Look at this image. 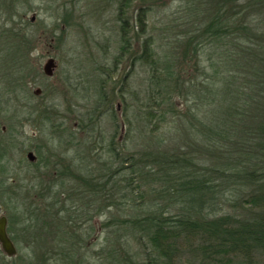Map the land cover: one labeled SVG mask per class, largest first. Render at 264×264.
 <instances>
[{
    "label": "rangeland",
    "instance_id": "374dc122",
    "mask_svg": "<svg viewBox=\"0 0 264 264\" xmlns=\"http://www.w3.org/2000/svg\"><path fill=\"white\" fill-rule=\"evenodd\" d=\"M187 1L0 0V216L16 247L12 256L0 247V264H109L121 245L133 252L132 229L123 225L133 199L163 198L154 190L160 182L147 178L142 198L137 174L123 167L144 150L178 147L194 127L191 116L172 126L170 116L145 114L157 83L164 94L170 87L168 62L188 69L181 78L196 74L194 57L183 56ZM146 38L154 63L138 56ZM48 58L56 65L50 76ZM175 101L180 113L188 109Z\"/></svg>",
    "mask_w": 264,
    "mask_h": 264
},
{
    "label": "trees",
    "instance_id": "16d2710c",
    "mask_svg": "<svg viewBox=\"0 0 264 264\" xmlns=\"http://www.w3.org/2000/svg\"><path fill=\"white\" fill-rule=\"evenodd\" d=\"M187 6L183 56L194 57L196 74L181 78L178 72L189 75L188 69L173 71L168 62L164 94L155 70L151 78L160 87L149 92L145 114L170 116L172 126L191 116L194 127L183 130L178 147L144 150L123 167L137 174L142 198L147 178L160 182L154 190L163 199H133V218L123 225L132 229L135 248L121 245L109 264H189L186 255L195 264H264V4L188 0ZM138 27L146 31L144 17ZM143 43L139 58L154 63L152 42ZM176 95L188 108L181 113Z\"/></svg>",
    "mask_w": 264,
    "mask_h": 264
},
{
    "label": "water",
    "instance_id": "95a60500",
    "mask_svg": "<svg viewBox=\"0 0 264 264\" xmlns=\"http://www.w3.org/2000/svg\"><path fill=\"white\" fill-rule=\"evenodd\" d=\"M55 66L56 65H55L54 59L48 58L43 66L44 73L49 76L52 75L53 68ZM36 92L39 93L40 89H37ZM27 156L30 160H34L35 158L33 152L31 151L27 154ZM6 226H7V217L5 215H1L0 216V245H1L2 250L7 255L12 256L16 253V247L8 235Z\"/></svg>",
    "mask_w": 264,
    "mask_h": 264
},
{
    "label": "flooded vegetation",
    "instance_id": "af4514ba",
    "mask_svg": "<svg viewBox=\"0 0 264 264\" xmlns=\"http://www.w3.org/2000/svg\"><path fill=\"white\" fill-rule=\"evenodd\" d=\"M5 129V127L4 126H2L1 128H0V132H1V130H4ZM2 215H4V214H2ZM6 216V215H5ZM7 217V216H6ZM7 224H8V218H7ZM6 228H7V226H6ZM7 232H8V230H7ZM8 235H9V237L11 238V240L13 241V236L11 235V234H9V232H8ZM14 243V242H13ZM15 245V244H14ZM0 247H1V245H0ZM2 249V248H1ZM3 251V250H2ZM4 252V251H3ZM5 253V252H4Z\"/></svg>",
    "mask_w": 264,
    "mask_h": 264
}]
</instances>
